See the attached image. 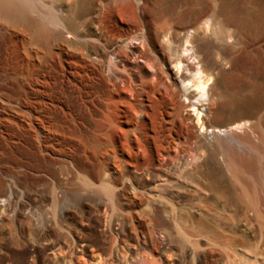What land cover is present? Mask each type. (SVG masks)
<instances>
[{"label": "rangeland", "instance_id": "rangeland-1", "mask_svg": "<svg viewBox=\"0 0 264 264\" xmlns=\"http://www.w3.org/2000/svg\"><path fill=\"white\" fill-rule=\"evenodd\" d=\"M196 1L209 14L215 12L223 34L216 58L234 64H224L229 87L259 110L254 127L207 133L194 120L195 131L207 138V148L215 154L220 181L228 186L215 192L203 170L193 183L186 164L167 161L160 169L151 163V152L159 157L152 109L142 117L129 106L122 116L113 109L108 113L109 122L133 127L141 146L149 145L147 152L128 156L129 164L121 166L117 177L108 173L96 182L75 168L72 156L89 150L63 148L56 129L74 121V100L89 104L83 77L87 69L78 62L76 46L56 38L51 54L44 61L39 57L46 40L39 27L53 33L64 28L52 19L49 6L55 2L58 16H70L66 9L74 0H26L22 11L10 13L0 8V93L22 100L25 109L6 116L0 104V191L5 190L0 199L10 203V211L0 213V264H264V0ZM191 6L185 0L177 11ZM192 32L200 40L211 38L210 31ZM107 38L115 40L111 32ZM128 48L123 45L111 54L123 72ZM195 50L189 43L184 53L201 67L204 54ZM171 70L178 71L175 66ZM134 76L135 71L125 73ZM224 116L220 113L216 121ZM207 148L199 150V164L208 156ZM31 157L53 163L57 177L33 167ZM136 193L143 196L138 206Z\"/></svg>", "mask_w": 264, "mask_h": 264}, {"label": "bare ground", "instance_id": "bare-ground-1", "mask_svg": "<svg viewBox=\"0 0 264 264\" xmlns=\"http://www.w3.org/2000/svg\"><path fill=\"white\" fill-rule=\"evenodd\" d=\"M184 1L74 0L66 9L67 14H72L64 17L56 14L55 2L49 6L52 19L64 28L53 33L44 26L39 27L46 37L43 55L39 57L44 61L51 54L52 40L55 38L74 44L80 52L78 62L87 69L83 77L87 80L90 97L87 106L74 100V121L58 126L56 140L65 149L70 145L92 150L93 157L86 150V155L75 153L72 156L77 166L75 168L87 174L92 181L105 180L108 173L112 176L120 174L121 166L129 164L128 156L147 152L149 145L145 147L146 150L141 146L136 129L124 127L120 121L114 123L107 120L112 109L121 115L123 107L129 106L141 117L152 109L153 112L149 114L156 117L159 157L156 159L151 152L152 164H157L160 169L165 168L167 161L186 164L185 172L191 182L194 183L197 172L203 170L212 191L227 189L228 186L225 187L220 181L215 154L207 148V138L195 131L193 122L198 119L207 133L248 125L254 127L258 122L259 110L253 107L251 100L237 98L228 85V70L224 64L230 67L234 64L229 59L220 61L216 58L217 40L222 39L223 34L215 12L209 14V10L201 7L196 0H191L193 6L177 11ZM25 2L0 0V8L6 13L22 11ZM193 30L198 33L210 31L211 38L200 40ZM110 32L115 40L107 38ZM67 33L73 35L75 40H69ZM135 41H140L141 45L138 46ZM189 43L196 48L197 54L203 52L204 55L199 57L201 67L190 63L184 53ZM126 44L130 49L123 59L124 72H136V76L130 79L125 77L123 67L120 70L119 65L111 59V54ZM172 66L178 69L175 74L172 73ZM98 72L100 75H93ZM147 98L151 102L149 105ZM21 101L0 93L2 114L8 116L9 111L23 113ZM140 106L141 109L138 108ZM220 113H225V116L223 120L216 121ZM79 117L84 119L82 123L78 121ZM47 133L43 132L46 136L49 135ZM121 141L124 144L121 145ZM202 148H207L209 152L203 164H199L197 154ZM30 161L33 167L44 168L57 177L53 163L35 157H31ZM4 191H0L1 195H4ZM106 191L111 192L108 187ZM134 200L138 206L143 202V196L136 193ZM9 204L0 199V213L10 211ZM20 221L22 217L17 219V223ZM142 222L138 227L140 231H145ZM51 230L53 228L47 229L48 232Z\"/></svg>", "mask_w": 264, "mask_h": 264}]
</instances>
